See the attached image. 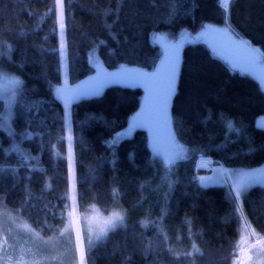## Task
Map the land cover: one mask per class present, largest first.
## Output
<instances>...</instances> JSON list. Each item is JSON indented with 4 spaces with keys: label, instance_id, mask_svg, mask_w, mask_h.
I'll use <instances>...</instances> for the list:
<instances>
[{
    "label": "trees",
    "instance_id": "16d2710c",
    "mask_svg": "<svg viewBox=\"0 0 264 264\" xmlns=\"http://www.w3.org/2000/svg\"><path fill=\"white\" fill-rule=\"evenodd\" d=\"M221 3L62 0L70 84L94 72L93 49L107 69L152 70L159 34L171 43L183 28L190 34L170 105L173 137L186 153L166 169L144 129L117 136L139 108L142 86L109 84L69 105L75 208L121 207L125 217L86 249L85 264H238L253 237H264V185L249 186L237 204L228 185H204L196 169L208 157L227 168L264 163V127L256 123L264 90L199 33L207 23L224 25L264 60V0ZM0 64L23 80L11 130L0 128V210L50 236L66 222L71 194L64 107L52 88L60 82L54 0H0Z\"/></svg>",
    "mask_w": 264,
    "mask_h": 264
},
{
    "label": "rangeland",
    "instance_id": "374dc122",
    "mask_svg": "<svg viewBox=\"0 0 264 264\" xmlns=\"http://www.w3.org/2000/svg\"><path fill=\"white\" fill-rule=\"evenodd\" d=\"M54 5L60 54V82L53 85L52 88L55 97L64 107L65 155L67 157L68 185L71 191L69 216L56 233L44 236L16 214L2 213L0 210V264H85L86 249L92 246L100 235L112 229V224L117 226L124 223L125 217L121 207L115 208L109 213H96L91 210L87 214H80L75 208V174L69 116V105L72 102L80 98L98 95L109 84L140 85L143 87L140 106L131 114L127 124L117 132V136L119 138L129 136L135 128L144 129L148 136L151 152L163 169H166L170 163L183 158L186 153V150L177 145L174 140L170 105L176 87L182 50L190 40L188 30L181 29L178 38L172 43L162 34L158 35L157 39L162 47V52L152 70L126 66L107 69L103 67L100 57L93 49L89 60L94 65V72L84 79L70 84L67 82L64 27H60L61 23L64 25L62 0H54ZM199 33L216 54L225 59L231 67L254 77L264 90V67L260 64L253 66L252 62L248 63L247 59H243V56L248 53L246 48L233 36H230L224 25L207 23ZM236 43L237 48L232 50ZM22 83V77L15 70L0 64V100L3 102L0 128L4 131L11 130L13 105ZM256 123L264 126V116L259 117ZM13 146L18 148L17 143H14ZM232 169L246 170L249 168ZM262 172L264 173V168ZM210 177V175H203L201 172L199 181L204 185L216 184ZM234 177L238 176L234 175ZM263 180L253 178L250 181L253 183H248L247 186L264 184ZM228 183L230 184L229 181ZM0 208L4 209L2 205ZM117 217L123 219L119 220ZM240 232L241 240H243L242 230ZM241 260V264H264V258H255L252 252L243 254Z\"/></svg>",
    "mask_w": 264,
    "mask_h": 264
},
{
    "label": "crops",
    "instance_id": "0c3cea01",
    "mask_svg": "<svg viewBox=\"0 0 264 264\" xmlns=\"http://www.w3.org/2000/svg\"><path fill=\"white\" fill-rule=\"evenodd\" d=\"M246 50L248 53L247 55L243 56V59H247L246 61L248 63L252 62L254 64L253 66H257L260 64L261 66L264 67V60L262 59L261 56L256 54L254 50L252 51L251 50L249 51L248 49ZM260 126L264 127L263 125ZM205 162H206V164L204 165L205 167L199 170L200 173L202 172L203 175L204 174L210 175L211 176L210 178L213 181H215L214 183H216V184H208V185H228L233 190L235 199L238 204L240 203V200L242 199L245 191L249 187L247 185L245 187L239 186V180L241 177L240 174L242 173L251 174L254 179H264V173L262 172L264 168V163L261 164L260 166L251 167L245 170V169H232L231 167L227 168L224 167L223 165L221 166L219 163L213 162L211 158H207ZM234 175H237L238 177H234ZM228 181L230 182V184L228 183ZM249 183H253V182H249ZM253 185H264V184H253ZM237 193H239V195H237ZM246 252H252L255 258H259V257L264 258V238H262L259 241L258 245L255 244L250 245L248 251H245L244 254Z\"/></svg>",
    "mask_w": 264,
    "mask_h": 264
},
{
    "label": "snow or ice",
    "instance_id": "6c2138e0",
    "mask_svg": "<svg viewBox=\"0 0 264 264\" xmlns=\"http://www.w3.org/2000/svg\"><path fill=\"white\" fill-rule=\"evenodd\" d=\"M61 28L64 27L63 23H61L60 25ZM0 171H3L2 169H0ZM253 179L251 174H242L239 180V186L240 187H245L251 180ZM237 195H239V193H237ZM117 219L122 220V217H117ZM112 227L115 228L116 225L112 224ZM106 234V233H105Z\"/></svg>",
    "mask_w": 264,
    "mask_h": 264
},
{
    "label": "bare ground",
    "instance_id": "6f19581e",
    "mask_svg": "<svg viewBox=\"0 0 264 264\" xmlns=\"http://www.w3.org/2000/svg\"><path fill=\"white\" fill-rule=\"evenodd\" d=\"M221 5H222L223 7H225V6L227 5V0H223L222 3H221ZM205 164H206L205 161H203V160H200V161H199V165H200V166H204Z\"/></svg>",
    "mask_w": 264,
    "mask_h": 264
}]
</instances>
